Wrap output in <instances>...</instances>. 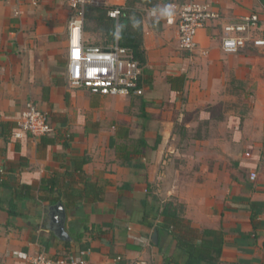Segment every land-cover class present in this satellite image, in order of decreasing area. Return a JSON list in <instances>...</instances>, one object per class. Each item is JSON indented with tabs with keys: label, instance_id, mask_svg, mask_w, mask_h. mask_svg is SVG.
<instances>
[{
	"label": "crops",
	"instance_id": "obj_1",
	"mask_svg": "<svg viewBox=\"0 0 264 264\" xmlns=\"http://www.w3.org/2000/svg\"><path fill=\"white\" fill-rule=\"evenodd\" d=\"M202 1L221 19L198 29L192 51L179 47L175 25L136 4L142 93L101 96L68 86L67 0H0V173L9 186H34L36 197L48 195L42 179L57 177L54 192L70 196L58 201L69 235L61 240L45 222L55 203L37 199L10 219L0 188V264H28L41 251L90 264H183L171 232L155 228L168 201L183 205L192 228L221 232L217 264H264V47H221V25L250 13L264 38V5ZM97 16L88 10L84 39L105 46L114 22L98 26ZM27 102L47 114L51 133L11 136ZM86 183L102 197H78Z\"/></svg>",
	"mask_w": 264,
	"mask_h": 264
},
{
	"label": "built area",
	"instance_id": "obj_2",
	"mask_svg": "<svg viewBox=\"0 0 264 264\" xmlns=\"http://www.w3.org/2000/svg\"><path fill=\"white\" fill-rule=\"evenodd\" d=\"M37 5L41 0H27ZM71 18L67 26L66 74L70 88L85 89L101 96H127L141 94L139 79L142 67L134 58L131 48L119 43L118 29L122 5H109L108 0H67ZM87 6L106 7V14L114 20L115 33L110 44L102 46L84 39L85 9ZM150 17L163 15L165 23L175 25L178 45L192 51L196 47L198 29L208 22L221 19L218 11L202 0L172 1L162 7L148 8ZM17 13V12H16ZM258 13H250L221 25L223 37L221 47L226 52H236L247 46L264 47V38L253 32L259 27ZM203 54L206 52H202ZM47 114L33 103L27 102L20 114L13 138L24 134L40 137L52 132ZM254 180L255 172L249 173ZM116 260H121L120 256ZM28 264H90L83 257L74 255L49 256L41 251L28 259Z\"/></svg>",
	"mask_w": 264,
	"mask_h": 264
},
{
	"label": "trees",
	"instance_id": "obj_3",
	"mask_svg": "<svg viewBox=\"0 0 264 264\" xmlns=\"http://www.w3.org/2000/svg\"><path fill=\"white\" fill-rule=\"evenodd\" d=\"M165 2L183 1V0H164ZM264 5V0H260ZM136 4L148 6V8L157 7V0H126L125 5L121 10L119 17L118 38L119 43L123 46L132 49L134 58L141 65L143 62V55L141 49V23L140 15L141 10L136 8ZM88 10H94L99 16L97 25L101 24L110 27L109 24L114 20L107 16L106 7L87 6L85 9V19ZM16 125L13 127V129ZM12 129V130H13ZM144 143V141L142 142ZM57 177H49L40 181L39 190L48 192L47 196L39 195L36 197L34 186L28 184H16L9 186L5 183L3 175L0 173V188L6 187L8 189L7 198L4 199L5 208L9 214V218H15L24 215V210L28 203L34 205L37 199L48 200L49 203L66 202L70 200L69 194L60 193L56 187ZM101 190L96 189L94 186H88L83 189L78 197L83 196L85 199L101 198ZM100 195V196H99ZM183 205L168 201L159 204L156 208V214L159 218L158 224L155 226L156 230L160 231L169 230L176 241V247L184 255L183 264H200L206 261L209 264H217L218 255L222 244L221 232L216 230H196L189 225L188 220L183 216ZM195 238H199V242H195ZM213 257H212V254Z\"/></svg>",
	"mask_w": 264,
	"mask_h": 264
},
{
	"label": "water",
	"instance_id": "obj_4",
	"mask_svg": "<svg viewBox=\"0 0 264 264\" xmlns=\"http://www.w3.org/2000/svg\"><path fill=\"white\" fill-rule=\"evenodd\" d=\"M65 220L66 212L62 203L57 202L46 207L45 222L47 223V227L61 240H69V235L65 230ZM155 236L156 231L153 232L154 241Z\"/></svg>",
	"mask_w": 264,
	"mask_h": 264
},
{
	"label": "rangeland",
	"instance_id": "obj_5",
	"mask_svg": "<svg viewBox=\"0 0 264 264\" xmlns=\"http://www.w3.org/2000/svg\"><path fill=\"white\" fill-rule=\"evenodd\" d=\"M91 25H92V23L89 22V21H87V15H86L85 25H84V26L86 27V26H91ZM232 99H234L236 102H238V101H239V102L242 101V99H241L240 96H239V98H237V99H236V97H235V98H232ZM221 116H222V115H221ZM222 117H223V116H222ZM222 117H221V118H222ZM217 125H219V123H217ZM217 127H218V126H217ZM201 128L204 129V130L207 129L206 125H203V127H201Z\"/></svg>",
	"mask_w": 264,
	"mask_h": 264
}]
</instances>
